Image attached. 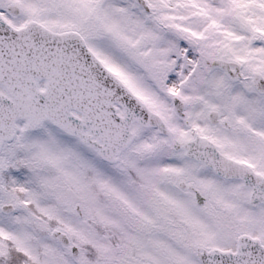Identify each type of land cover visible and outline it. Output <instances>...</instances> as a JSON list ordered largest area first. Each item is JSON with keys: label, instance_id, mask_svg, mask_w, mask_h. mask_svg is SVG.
Instances as JSON below:
<instances>
[{"label": "snow or ice", "instance_id": "1", "mask_svg": "<svg viewBox=\"0 0 264 264\" xmlns=\"http://www.w3.org/2000/svg\"><path fill=\"white\" fill-rule=\"evenodd\" d=\"M0 264H264V0H0Z\"/></svg>", "mask_w": 264, "mask_h": 264}]
</instances>
